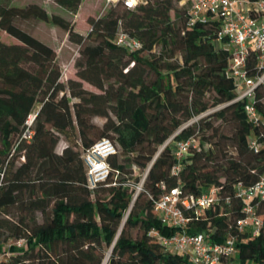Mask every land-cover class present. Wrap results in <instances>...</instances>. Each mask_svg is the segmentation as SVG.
<instances>
[{"label":"trees","instance_id":"1","mask_svg":"<svg viewBox=\"0 0 264 264\" xmlns=\"http://www.w3.org/2000/svg\"><path fill=\"white\" fill-rule=\"evenodd\" d=\"M55 1L76 14L82 0ZM184 1L148 0L135 9L112 4L106 16L89 20L86 39L38 4L17 7L0 0V30L21 42L0 39V264H102L103 244L110 246L108 264H192L149 235L153 227L166 235L178 231L161 224L155 200L179 179L188 193L219 186L222 195L232 197L231 204L194 218L189 232L202 231L215 241L237 232L243 203L235 185H252L264 175V148H249L259 129L247 119L243 102L234 101L231 49L227 39L217 41L220 18L189 24L191 1ZM18 18L66 28L80 44V79L61 82L56 51L17 26ZM121 30L141 47L118 44ZM91 37L95 42L87 41ZM256 56L251 48V65ZM82 80L100 92L86 89ZM39 101L32 128L27 121ZM259 107L264 113V104ZM194 117L199 119L185 126ZM27 129L31 138L24 137ZM62 136L81 150L69 143L58 152ZM191 136L195 146L177 177L172 174L176 144ZM103 137L118 153L110 158L108 179L91 190L82 154ZM258 213L264 219V201ZM130 228L138 230L136 236ZM15 239H25V245L9 246ZM238 246L235 259L264 264V227L257 236L241 233Z\"/></svg>","mask_w":264,"mask_h":264},{"label":"built area","instance_id":"2","mask_svg":"<svg viewBox=\"0 0 264 264\" xmlns=\"http://www.w3.org/2000/svg\"><path fill=\"white\" fill-rule=\"evenodd\" d=\"M190 1L189 24H194L200 19L206 20L213 15H217L221 20L217 41L227 39L231 49L228 70L235 81L234 101L243 102L247 119L259 129L249 141V148L259 152L264 148V113L259 107L260 104H264V0ZM105 2L109 5L121 3L129 9H135L148 0H105ZM116 41L133 49L141 47L137 39L123 30L117 34ZM251 48L257 52L256 62L253 65L249 61ZM198 119L199 117H194L185 126ZM29 121L28 125L31 126L32 121ZM32 135L33 131L29 129L24 133L26 138H31ZM193 146H195L194 136L177 142L175 148L177 163L172 168L173 175L180 177L181 161L190 154ZM117 153L116 145L108 137L99 139L84 150L82 159L86 167L87 184L91 190L108 179L111 171L110 158ZM145 175L146 173L137 186V191L142 189ZM162 187L165 188L164 183ZM235 196L243 203L242 216L235 221L237 232L229 233L221 241L211 240L202 231L189 232L188 225L194 218L200 217L207 208L221 203L231 204L232 197L222 195L219 186H214L200 195L188 193L179 179L177 186L166 189L155 200V210L160 216L161 224L167 228H176L178 231L166 235L153 227L149 235L160 242L167 251L187 256L192 264H245L235 259L240 251L238 237L246 231L257 236L264 227V219L258 213L259 204L264 201V175L249 186H245L242 182L237 183ZM25 242V239H15L8 245L21 247Z\"/></svg>","mask_w":264,"mask_h":264},{"label":"rangeland","instance_id":"3","mask_svg":"<svg viewBox=\"0 0 264 264\" xmlns=\"http://www.w3.org/2000/svg\"><path fill=\"white\" fill-rule=\"evenodd\" d=\"M185 0L184 2H186ZM30 4H38L43 7L51 17L52 15H60L70 22V25L74 28V31L81 34L84 38H88V34L91 31V24L89 20L91 18L98 19L100 17L106 16L108 12L114 8V5H109L105 0H82L79 10L76 14L68 11L64 7L60 6L55 0H11L12 6L17 7H26ZM174 16V13L172 12ZM214 18H217V15H213ZM16 25L20 28L28 31L34 37H36L41 42L50 46L56 51L57 54V63L61 70L60 81L67 85L69 79H80L77 76V67L76 62L80 57V44L70 39L69 32L66 28L55 24L53 21L40 20L37 18H18L15 21ZM0 39L8 44L21 43L16 37L8 34L4 30H0ZM88 42H95L94 37L87 40ZM83 86L91 91L100 92V90L92 85L91 83L82 80ZM70 96V95H69ZM73 100V99H71ZM72 103V102H71ZM41 102H37L32 113L30 114L28 121L31 120L32 128L35 126V119L38 111L40 110ZM27 121V124H28ZM97 124H101L103 119L100 117H95L93 119ZM219 123V122H218ZM225 132H230V127L225 128ZM71 144L72 148L75 150H81L80 145L77 141L68 142L63 136L60 137V140L57 145V151L61 152L62 149L67 145ZM208 145H205L207 147ZM162 149V147H161ZM159 149V150H161ZM158 155V154H157ZM138 173L142 171L138 170ZM137 174V173H136ZM135 176V175H134ZM35 217L39 222L44 220V216L40 211L35 212ZM120 227V226H119ZM122 227L121 230H123ZM136 228H130L129 234L136 236ZM104 249V259L107 253L110 250V246L103 244ZM4 259L8 260L9 255L5 254ZM103 259V261H104ZM102 261V263H103ZM108 264V263H107Z\"/></svg>","mask_w":264,"mask_h":264},{"label":"bare ground","instance_id":"4","mask_svg":"<svg viewBox=\"0 0 264 264\" xmlns=\"http://www.w3.org/2000/svg\"><path fill=\"white\" fill-rule=\"evenodd\" d=\"M29 122H31V120H30ZM110 255H111V251H109V252L107 253V255H106L105 259H104V264H107V263H108L109 258H110Z\"/></svg>","mask_w":264,"mask_h":264}]
</instances>
